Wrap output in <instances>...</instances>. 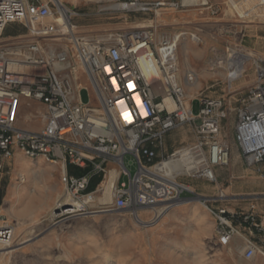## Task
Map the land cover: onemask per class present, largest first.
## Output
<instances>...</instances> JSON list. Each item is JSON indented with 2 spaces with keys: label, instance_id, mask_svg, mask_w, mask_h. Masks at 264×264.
Instances as JSON below:
<instances>
[{
  "label": "built area",
  "instance_id": "2783aa9c",
  "mask_svg": "<svg viewBox=\"0 0 264 264\" xmlns=\"http://www.w3.org/2000/svg\"><path fill=\"white\" fill-rule=\"evenodd\" d=\"M184 1L114 0L121 6L119 10L151 14L154 23L91 36L77 31L73 23L76 13L61 0H0V37L12 23L24 30L10 40L0 39V157L9 159L19 153L59 165L65 191L56 203L59 216L118 211L142 222L140 213L149 212L153 220L180 202L184 192L194 193L179 180L185 174L165 164L183 154L189 165L201 164L200 177L208 181L216 180L215 168L228 165L230 148L219 136L221 122L228 115L224 100L201 97L197 99L198 112L193 114L195 99H186L184 86L193 83L196 75L190 71L184 75V83L179 80L178 44L186 34L199 42L198 34L155 33L162 25L156 19L166 12L199 5L211 8L206 0L186 5ZM223 1L231 8L241 0ZM254 1L264 7V0ZM211 11L217 13V9ZM31 23L37 30H27ZM79 72L95 105L80 101ZM22 100L41 107V112H29L27 117L33 120L38 116V129L17 124ZM236 116L234 140L241 158L264 178V59L255 64V80ZM180 125L192 127L194 141L164 154L163 137ZM128 156V164L136 165L133 174L126 168ZM68 165L84 173L69 174ZM112 168L117 173L111 200L99 201L96 194H101L102 182ZM124 174L128 181L120 182ZM95 176L101 180L90 189ZM225 198L223 193L218 196V200ZM210 212L216 217L219 242L225 245L237 231L229 223L225 207ZM242 219L261 228L253 206ZM13 232L0 209V245L8 246ZM257 252L260 249L248 242L244 258Z\"/></svg>",
  "mask_w": 264,
  "mask_h": 264
},
{
  "label": "rangeland",
  "instance_id": "374dc122",
  "mask_svg": "<svg viewBox=\"0 0 264 264\" xmlns=\"http://www.w3.org/2000/svg\"><path fill=\"white\" fill-rule=\"evenodd\" d=\"M215 1L219 8L215 15L208 14L206 6L193 7L203 14L198 20L186 21L185 26H189V29L182 27L183 25L166 24L163 19L165 13L156 19V22L162 24L156 29L157 36L163 32L185 31L196 32L200 39L199 42H193L187 34L183 36L184 41L192 48L187 63L182 56L180 42L176 52L178 75L192 71L198 81L199 86L191 91L189 98L196 100L192 102L193 114L198 112L197 99L201 97L222 98L225 108L234 114L237 109L242 108V99L246 97L248 84L255 80V64H252L230 87L224 76L227 73L225 58L230 49H239L242 53L251 51L240 46L238 39L251 26L264 30V20L259 21L249 15L238 17L223 0ZM61 2L76 13L73 23L77 31L91 36L134 27H149L155 21L149 13L126 12L113 8L114 0ZM206 2L209 5L208 0ZM207 14L209 17L204 16ZM23 31L19 24L12 23L7 26L0 39L10 40ZM255 54L264 59L263 55ZM77 87L80 88L79 98L82 103L96 104L92 91L80 72L77 75ZM36 106L20 101L17 108L19 126L36 129V125L40 123L38 116L33 120L24 116L29 112H41V108ZM225 122L227 121H224L219 136L230 148V160L228 165L217 167L219 172H215L216 180L208 181L186 174L180 176L179 180L194 193L184 192L180 202L153 220L150 219L149 212H141L140 223L133 215L118 211L90 216H54L58 199L65 196L60 181L61 167L55 165L54 168L53 164L41 158L25 157L53 169L52 177L48 178L53 188L51 197L43 198L42 193L37 192L26 199L18 200L17 196L10 199L8 195L12 187H24V181L32 172L19 168L14 170L16 154L9 159L0 157V209L14 231L11 243L0 246V264H254L250 260L242 259L232 250L228 251L215 239L211 218L213 214L210 209L225 204L227 199L245 197L227 196L218 200L220 193L225 194L226 186L243 180L239 176L240 166L248 170L256 169L243 162L239 149L232 140V131ZM193 141L192 127L180 125L163 137L162 151L167 154ZM128 162L129 156L126 157V168L133 174L136 165H129ZM75 170L70 168L71 172ZM100 180L101 176H95L90 189L95 188ZM127 181L126 174L120 177V182ZM197 196L202 199L195 198ZM190 226L193 227V232L189 236ZM7 249H12V252L6 253Z\"/></svg>",
  "mask_w": 264,
  "mask_h": 264
},
{
  "label": "crops",
  "instance_id": "0c3cea01",
  "mask_svg": "<svg viewBox=\"0 0 264 264\" xmlns=\"http://www.w3.org/2000/svg\"><path fill=\"white\" fill-rule=\"evenodd\" d=\"M208 2L211 8L217 9V13L215 14H218L219 8L215 4L217 1L208 0ZM193 7L196 6H188L179 11L168 13L165 23L183 25L182 27L189 29V26H185L186 21L198 20L203 14V12L198 13ZM211 8L205 7V9L208 10V14L215 15L212 13ZM208 14L204 16L209 17ZM238 41L240 46L264 56V30H259V28H254V26H251L245 30ZM179 80L181 83H184V75L179 76ZM252 83L248 84V87H250ZM30 103L36 104L37 108H41L39 104L35 102ZM236 113L237 111L234 114L232 112H228L226 119H224L220 125L222 130L224 121H227L225 123L228 124V127L232 131V140L234 143V127L237 118ZM40 126L41 122L36 125V129H38ZM20 127L27 129L25 125ZM71 167L76 170L71 172ZM109 167H112V165L109 164ZM239 168V176L243 178V180L238 182V184L237 182H234L233 184L231 183L230 185L226 186L224 192L226 197L238 195L245 197L240 199H227L225 204L218 206L225 207L227 209L226 216L229 219V223L237 231L231 235L230 240L224 246L228 251L232 250L242 259H246L244 258V250L247 243L251 242L257 246L258 249H260V252H257L252 258L246 260H250L254 264H264V178H262L255 169L248 170L247 168H243V166H240ZM66 172L69 174L81 175L84 173V170L72 165H68L66 166ZM215 172L218 174V168H215ZM251 206H253V212L256 214L257 222L261 225V228H256L251 223L242 219V215L247 213ZM211 218L213 220L215 239L218 243H220L218 234L216 233V217L213 215Z\"/></svg>",
  "mask_w": 264,
  "mask_h": 264
},
{
  "label": "bare ground",
  "instance_id": "6f19581e",
  "mask_svg": "<svg viewBox=\"0 0 264 264\" xmlns=\"http://www.w3.org/2000/svg\"><path fill=\"white\" fill-rule=\"evenodd\" d=\"M200 1L205 2V0H186L184 1V3L196 4ZM112 7L119 9L121 6L115 4ZM232 9L236 10L243 17L246 15H249L253 19H258L259 21L264 20V7L256 5L254 0H241L238 3H235L234 6L231 7V10ZM167 13L168 12H166L163 15L164 20H166L168 16ZM28 26L29 27L27 30L29 32H33L37 30V25L35 23H31ZM184 40L185 38H182V40L180 41V46H181L180 49L182 52V56H184V61L187 63V57H188L189 52L192 51V48L190 44ZM259 59H262L261 56L256 55L254 52L248 51L247 53H242L240 52L239 49H230L228 51L227 57L225 58V61H226L225 69L227 70V73L224 75L227 82L229 83V86L231 87L232 82L235 79L242 77L244 72L247 70V68L251 66L252 64H256ZM198 86L199 85H198L197 78L195 79L193 83L185 84L184 95L186 99L191 97V91L196 89ZM24 116L25 118H27L28 113ZM15 162H16L15 163L16 168L14 169L15 171L17 170V168L25 169V170L32 172V175L26 181H24L26 182V185L24 187L18 188L16 185H14L8 197L12 199L14 196H17L18 200H22V199H26L27 197L32 196L35 193L39 192V193H42L43 198H47V199L50 198L53 193V188L49 184L48 178L52 177L53 169L49 167H45L41 162H37V161L33 162L30 160H27L25 156H22L19 153L16 154ZM53 167L55 168L54 164H53ZM164 167H168L171 170L173 169V167H177L182 174L200 177L201 164L196 163L194 165H189V163L186 161V158L183 157V154L179 155L174 161L165 164ZM116 173H117L116 169L112 168L110 172L108 173L106 179L102 182L101 194L100 195L99 193L96 194V197L99 201L110 202L111 186L116 177ZM27 174H30V173L28 172ZM10 199H8V202H10ZM72 204L78 206L77 202H72ZM67 208L68 207H65V210H67ZM159 209H161V207ZM59 214H60V211L54 212V216H57ZM188 229H189L188 232L190 236V234H192L193 232L192 231L193 227L190 226ZM5 252L10 253L12 252V249H7L5 250Z\"/></svg>",
  "mask_w": 264,
  "mask_h": 264
},
{
  "label": "water",
  "instance_id": "95a60500",
  "mask_svg": "<svg viewBox=\"0 0 264 264\" xmlns=\"http://www.w3.org/2000/svg\"><path fill=\"white\" fill-rule=\"evenodd\" d=\"M66 206V205H65ZM55 210H57V208H55Z\"/></svg>",
  "mask_w": 264,
  "mask_h": 264
}]
</instances>
